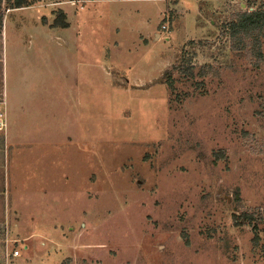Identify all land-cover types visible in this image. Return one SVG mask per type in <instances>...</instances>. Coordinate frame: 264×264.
<instances>
[{
    "label": "rangeland",
    "instance_id": "374dc122",
    "mask_svg": "<svg viewBox=\"0 0 264 264\" xmlns=\"http://www.w3.org/2000/svg\"><path fill=\"white\" fill-rule=\"evenodd\" d=\"M190 2L188 18L137 2L113 48L112 27L86 46L39 30L16 139L0 69V264H264V35L257 56L228 34L264 0ZM95 4L83 21L108 16Z\"/></svg>",
    "mask_w": 264,
    "mask_h": 264
},
{
    "label": "crops",
    "instance_id": "0c3cea01",
    "mask_svg": "<svg viewBox=\"0 0 264 264\" xmlns=\"http://www.w3.org/2000/svg\"><path fill=\"white\" fill-rule=\"evenodd\" d=\"M34 0L32 4L28 5H22V6H15V7H9V10L4 13L3 15V24L1 29V74H2V94H3V101L4 106L6 108L5 115H6V124H7V136L10 139H16L18 136V128L17 123L18 119L20 118V110H19V94L22 92V89L20 87V82L22 84L27 83L25 81H29L28 73L30 71L29 65L31 62H33L34 59L37 58L38 55H41L42 52L38 50L39 46H42L40 43L39 46H37V42L35 41V34L40 30H47L50 27H54L57 30H59V35L57 34V40L59 42L64 43L65 45L72 44V42H76L77 45L80 46H86L91 43L87 38L89 37H96L97 33L96 31L99 30L101 33H105L107 30V34H110V28L112 27V33L114 36H112L113 39V46L110 47V44L108 45L109 48H113L115 46H119V42L122 41V36L120 34L123 33V29H125L124 26H126V31L131 32L134 30H138L134 24L130 23L131 21V14L136 13H142L140 9V4L137 2H143L144 7H152L155 6L156 10L160 14L161 18L164 15L163 11H165V15L169 16V11L172 10L171 8H176L177 6L181 7V9H184V12L182 14V17L185 18L190 17L189 15H194V4L195 2H190V0H179V1H172L169 0H138L137 2H133L134 0ZM106 1V3H103ZM96 2L97 4L94 5L93 10L95 8V11H90V14L97 13L99 11V7L105 8L104 5L107 6V11L105 8V13L108 14V16L99 15L101 17L106 18H98V22L95 18L87 19L86 21H83L82 16L83 12L85 10H88V7L90 4ZM176 2V3H175ZM174 3V4H173ZM149 6H147V5ZM49 5H52L54 7L48 8ZM79 6V7H78ZM86 7V8H85ZM81 8V11H80ZM85 8V9H84ZM30 10L29 12L32 13L34 16H32L34 19H36V23L34 24H26L24 20H20L17 22H13L10 18V14L12 11H19V10ZM54 9H61L64 14L65 18L64 20L67 22L66 26L62 25H52L50 23L53 22V19L55 17ZM82 9H84L82 11ZM53 11V12H52ZM168 11V12H167ZM167 12V14H166ZM93 15V16H94ZM42 17L47 18V21L42 20ZM139 21L141 25L146 23L145 26L142 28L144 29V33H140L144 39L146 37L144 36L147 31L155 34V37L163 36V33L165 31L163 29H156L152 26V23L148 21L147 19L142 18ZM183 19V18H182ZM81 20L82 22H80ZM105 21V22H103ZM183 21H185L183 19ZM182 21V22H183ZM95 22V24H94ZM97 22V23H96ZM99 23V24H98ZM152 26V27H151ZM136 28V29H135ZM187 29H184L188 31V28L190 26L187 23ZM26 30L29 32V34L24 35L21 30ZM177 30V28H176ZM170 32V33H169ZM168 34H164L165 38H170L171 33H176V31H169ZM170 34V35H169ZM102 36H104L102 34ZM73 38H75L77 41H72ZM90 39V38H89ZM41 48V47H40ZM112 53H110L111 55ZM107 56V55H105ZM30 82V81H29ZM31 83V82H30ZM34 85V83H31ZM24 87V86H23ZM68 94L72 93L70 86L68 87ZM29 89L27 90V92ZM67 101V99L65 100ZM65 106L63 103L61 104ZM67 106V105H66ZM67 111V110H66ZM65 111V112H66ZM64 112V113H65ZM68 112V111H67ZM27 117L31 115L32 110H27ZM68 117V114L66 115V118ZM71 122V120H68ZM67 121V122H68ZM72 124V122H71ZM21 138H24L22 135Z\"/></svg>",
    "mask_w": 264,
    "mask_h": 264
},
{
    "label": "trees",
    "instance_id": "16d2710c",
    "mask_svg": "<svg viewBox=\"0 0 264 264\" xmlns=\"http://www.w3.org/2000/svg\"><path fill=\"white\" fill-rule=\"evenodd\" d=\"M34 0H13L12 4L7 7H15L32 4ZM56 15L53 19L52 25H62L66 26L67 22L64 20L65 14L59 9L56 12ZM3 15L2 10V0H0V32L3 24ZM259 28L262 29V34L264 35V6L260 9L252 11H242L236 13L235 17L231 19L228 23V34L235 42H239L243 37L246 38L249 33L253 35V43L249 47V50L255 54L259 55V43L260 35ZM238 194L236 193V196ZM243 218H251L252 213H241Z\"/></svg>",
    "mask_w": 264,
    "mask_h": 264
},
{
    "label": "built area",
    "instance_id": "2783aa9c",
    "mask_svg": "<svg viewBox=\"0 0 264 264\" xmlns=\"http://www.w3.org/2000/svg\"><path fill=\"white\" fill-rule=\"evenodd\" d=\"M8 9V8H7ZM163 27H164V25H162ZM13 253H14V255L15 254H18L19 253V250L18 249H15L14 251H13Z\"/></svg>",
    "mask_w": 264,
    "mask_h": 264
}]
</instances>
